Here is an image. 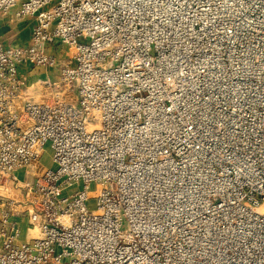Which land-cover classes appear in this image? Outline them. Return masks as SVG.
<instances>
[{
	"label": "built area",
	"instance_id": "built-area-1",
	"mask_svg": "<svg viewBox=\"0 0 264 264\" xmlns=\"http://www.w3.org/2000/svg\"><path fill=\"white\" fill-rule=\"evenodd\" d=\"M10 13L32 25L0 27V264H264V0Z\"/></svg>",
	"mask_w": 264,
	"mask_h": 264
},
{
	"label": "rangeland",
	"instance_id": "rangeland-1",
	"mask_svg": "<svg viewBox=\"0 0 264 264\" xmlns=\"http://www.w3.org/2000/svg\"><path fill=\"white\" fill-rule=\"evenodd\" d=\"M4 19L5 24L10 26V29H7L6 31H4L3 36L5 35V40L7 43H10L12 45H20V44H24L25 41L27 39L23 38L25 32L28 30V32H31V26L29 25V19H23V18H19L16 17V15L13 13H10L8 16L6 17H0ZM5 24H1V28L3 26H5ZM21 24V25H20ZM13 28H15L13 30ZM26 44V43H25ZM51 50L53 51H60L62 56H63V60L68 61L72 54L69 50L68 47L64 46V45H58L55 48H51ZM32 69L33 73H31L32 75V80H37L39 78H43V79H50L53 77H57V75L59 74V72L56 69H49V70H45V69H35L33 70V68H28ZM50 77V78H49ZM52 80V79H51ZM68 98L70 100H72V96H68ZM74 99V98H73ZM48 162V161H47ZM49 166H52L50 164V162H48ZM18 176L20 178H23V173L19 172Z\"/></svg>",
	"mask_w": 264,
	"mask_h": 264
},
{
	"label": "crops",
	"instance_id": "crops-1",
	"mask_svg": "<svg viewBox=\"0 0 264 264\" xmlns=\"http://www.w3.org/2000/svg\"><path fill=\"white\" fill-rule=\"evenodd\" d=\"M30 22H29V25L31 26L32 25V21L31 20H29ZM1 24H5V22H4V19L3 18H1L0 19V26H1ZM21 25V24H20ZM10 26H8V25H6L5 24V26H3L2 28H1V32H2V34L4 33V31H6L7 29H10L9 28ZM15 28H13V30H14ZM30 34H31V32H28V30L25 32V34H24V37L23 38H25V39H27L26 41H25V43H27L28 42V40H29V38H30ZM6 35V34H5ZM5 35H4V38H5ZM7 36V35H6ZM24 43V44H25ZM20 45H22V44H20ZM50 78V77H49ZM56 77H53V78H50V79H52V80H54ZM43 79V78H42Z\"/></svg>",
	"mask_w": 264,
	"mask_h": 264
}]
</instances>
